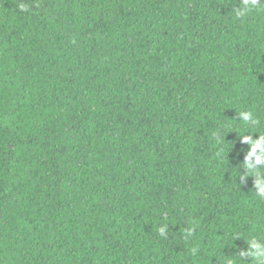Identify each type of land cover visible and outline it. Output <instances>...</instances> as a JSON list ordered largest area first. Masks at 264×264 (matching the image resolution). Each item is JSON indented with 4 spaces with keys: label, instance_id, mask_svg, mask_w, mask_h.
<instances>
[{
    "label": "trees",
    "instance_id": "trees-1",
    "mask_svg": "<svg viewBox=\"0 0 264 264\" xmlns=\"http://www.w3.org/2000/svg\"><path fill=\"white\" fill-rule=\"evenodd\" d=\"M239 3L0 0V264H224L264 233L235 120L264 131V13Z\"/></svg>",
    "mask_w": 264,
    "mask_h": 264
},
{
    "label": "clouds",
    "instance_id": "clouds-1",
    "mask_svg": "<svg viewBox=\"0 0 264 264\" xmlns=\"http://www.w3.org/2000/svg\"><path fill=\"white\" fill-rule=\"evenodd\" d=\"M21 12H28L30 8L27 4L21 3L19 5ZM234 19H244L246 16L252 13H264V0H240L237 7L232 8ZM254 69H261L257 66ZM264 70V69H261ZM236 121L247 127H252L253 131H245L243 135H240L239 142L248 146L247 152L244 156L240 168L243 169V173H238L239 180L246 182L248 177L254 178V195L260 201L264 202V131L258 128L260 124L259 118L251 110H241L236 114ZM247 133V135H245ZM253 134H256L257 138H253ZM212 137L219 143L220 128L212 133ZM169 225L163 224L158 228V235L163 238H169L168 233ZM195 228L188 227L184 230L182 238L184 241H190L194 237ZM234 240L238 237L244 239L246 242V250H241L238 255L224 256V264H264V233L253 232L247 235L243 233H233ZM192 255H197L200 252L198 246L193 245L190 247Z\"/></svg>",
    "mask_w": 264,
    "mask_h": 264
}]
</instances>
